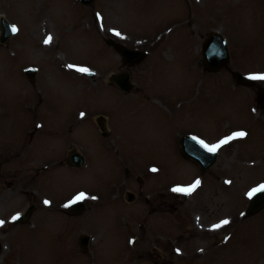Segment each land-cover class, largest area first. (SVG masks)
Wrapping results in <instances>:
<instances>
[{
  "label": "rangeland",
  "instance_id": "374dc122",
  "mask_svg": "<svg viewBox=\"0 0 264 264\" xmlns=\"http://www.w3.org/2000/svg\"><path fill=\"white\" fill-rule=\"evenodd\" d=\"M0 15L17 27L0 45V264H264V209L241 216L264 182V109L253 103L264 82L233 81L235 70H264V0H0ZM210 31L230 51L216 72L200 54ZM108 38L148 56L126 65ZM120 68L135 82L129 94L107 82ZM241 131L204 173L179 154L180 134L215 145ZM71 148L81 168L65 164ZM193 175L203 184L188 197L157 195ZM81 192L85 211L64 213ZM30 204L26 221L13 220ZM194 213L229 223L200 231Z\"/></svg>",
  "mask_w": 264,
  "mask_h": 264
},
{
  "label": "water",
  "instance_id": "95a60500",
  "mask_svg": "<svg viewBox=\"0 0 264 264\" xmlns=\"http://www.w3.org/2000/svg\"><path fill=\"white\" fill-rule=\"evenodd\" d=\"M83 4L89 5L94 0H79ZM2 27V33L0 37V42L3 43L9 38V35L14 33L11 30L10 24L5 20L2 19L1 22ZM120 56L123 58V60L127 63H134L142 60L146 53L143 51H137L132 50L127 47H124L121 44H116L111 42ZM203 58H204V65L211 69V70H217L220 69L227 61L228 58V50L226 47L225 41L222 39L221 35L218 33H211L205 40L203 44ZM25 72L27 76L33 80L34 76V69L28 68L25 69ZM89 74L92 76L94 72H89ZM111 82L115 83V85L123 90V91H129L133 84L130 81V76L128 72H121L118 74H113L110 77ZM236 80L238 82H242L243 78L240 77L239 74L236 75ZM99 118V124H101ZM102 125V124H101ZM106 134V132H104ZM180 144H181V152L188 158L193 159L195 162H197L201 168L202 171L206 170L211 164L216 160V153L215 152H209L206 148H204L201 144H199L196 140L193 138L182 135L180 138ZM69 164L80 166V164L83 163L84 158L83 156L75 151H72L67 159ZM132 195L129 194V199H131ZM264 206V192H258L254 196H252V199L250 201V205L248 210L246 211L247 214H253L257 211H259ZM33 206H31L29 209H27L24 216L18 217L21 221L25 220L28 216V214L31 212ZM84 208V204L82 201H77L74 204H71L68 208V211L72 212L73 214H78L82 211ZM89 237L87 235H81L79 237V245L82 248H87Z\"/></svg>",
  "mask_w": 264,
  "mask_h": 264
},
{
  "label": "snow or ice",
  "instance_id": "6c2138e0",
  "mask_svg": "<svg viewBox=\"0 0 264 264\" xmlns=\"http://www.w3.org/2000/svg\"><path fill=\"white\" fill-rule=\"evenodd\" d=\"M98 16V19H99V14H97ZM11 30L13 32L17 31V28L16 26H12L11 27ZM117 35H120V33H116ZM49 40H51V37H48L44 42L47 44L49 42ZM69 68H73L75 66L73 65H68ZM77 71H81V72H86L87 69L85 68H77L76 69ZM250 79H253V80H261V81H264V73H261V74H255V75H252L249 77ZM81 115H84L83 113ZM245 135H247L245 132H236V133H233L231 136H228L226 138H224L223 140H221L219 143L215 144V145H207L205 144L203 141H200V143L202 144V146L204 148H206L209 152H215L219 147H221V145L223 144H227L230 140H233L237 137H244ZM153 171H155V169H153ZM199 184V181L197 180L194 184H192L191 186H189L188 188H174L173 191H182V192H185L186 194L187 193H190L192 190L195 189V187ZM258 192H264V185H260L259 187L257 188H254L252 189L247 195L249 196V198H251L252 196H254L256 193ZM88 198L86 196L85 193L81 192L79 193L78 195H76L70 202L69 204H74L76 203L77 201H82L84 199ZM92 199H95V197H91ZM44 203L47 205L49 203V201L45 200ZM69 205L66 204L65 207H68ZM18 217H13V220H16ZM4 223V221L0 220V225H2ZM229 223V221L227 219L221 221L220 224L218 225H214L213 227L214 228H219L223 225H227Z\"/></svg>",
  "mask_w": 264,
  "mask_h": 264
},
{
  "label": "bare ground",
  "instance_id": "6f19581e",
  "mask_svg": "<svg viewBox=\"0 0 264 264\" xmlns=\"http://www.w3.org/2000/svg\"><path fill=\"white\" fill-rule=\"evenodd\" d=\"M51 8V2H49V3H47V5H46V8L48 9V8ZM148 10H150V9H146V12L148 11ZM0 17H1V15H0ZM90 30V29H89ZM92 32H94V31H92ZM62 33H63V30H62ZM91 34V33H90ZM154 118H156V119H158L156 116H154ZM193 178H194V176H191V178L187 181V182H179V184L181 185V187L182 186H186V185H188L192 180H193ZM176 178H171V180L169 181V182H166L165 180L163 181L165 184H171L174 180H175ZM175 181H179V180H175ZM174 181V182H175ZM203 184V183H202ZM202 184H201V186H202ZM171 187H172V185H170ZM200 186V187H201ZM199 187V188H200ZM170 188V187H169ZM162 189V190H159L158 192H157V195H160V196H162V197H164V198H166V199H168L169 201L170 200H172L173 198H174V194H177L179 191H173V189ZM178 188H180V186L178 187ZM199 188H197L195 191H197ZM194 191V192H195ZM186 194V193H185ZM190 193H187V195H189ZM194 221H195V226L197 227V229L198 230H200V231H204V230H211V229H213L212 227H205V223L203 222V218L201 217V215L199 214V213H194Z\"/></svg>",
  "mask_w": 264,
  "mask_h": 264
}]
</instances>
